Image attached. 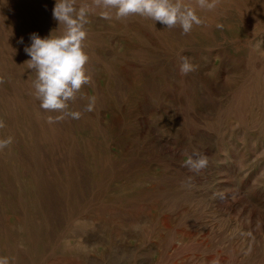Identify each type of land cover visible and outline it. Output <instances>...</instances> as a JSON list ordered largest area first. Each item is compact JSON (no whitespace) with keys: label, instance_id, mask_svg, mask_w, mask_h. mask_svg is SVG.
I'll use <instances>...</instances> for the list:
<instances>
[{"label":"rangeland","instance_id":"rangeland-1","mask_svg":"<svg viewBox=\"0 0 264 264\" xmlns=\"http://www.w3.org/2000/svg\"><path fill=\"white\" fill-rule=\"evenodd\" d=\"M54 4L0 0V138L13 137L0 150V256L264 264V0L197 9L204 23L187 35L96 9L92 81L69 105L81 118L49 124L60 113L40 108L24 48L63 31ZM182 57L195 71L181 75ZM193 150L208 158L198 173L184 166Z\"/></svg>","mask_w":264,"mask_h":264},{"label":"clouds","instance_id":"clouds-1","mask_svg":"<svg viewBox=\"0 0 264 264\" xmlns=\"http://www.w3.org/2000/svg\"><path fill=\"white\" fill-rule=\"evenodd\" d=\"M220 2L221 0H90V3L77 6V0H55L52 17L58 22L59 28L63 25V31L55 36L53 31L43 38L32 33L30 46L24 48L30 57L25 63L35 73L32 86L40 108L49 113H60L48 116L47 122L56 123L66 117L81 118L82 113L69 111V105L77 100L81 89L92 81L86 67L89 56L84 43L90 13L99 9L100 16L108 20L140 16L155 23L160 22L167 29L179 27L187 35L194 26L204 23L197 15V9L214 11ZM20 42H23L22 38ZM192 71H195V66L188 57H182L181 75ZM94 104L95 97H91L84 111H93ZM4 127L5 123L0 119V129ZM12 142L11 136L0 138V150ZM207 164V156L197 150H193L184 161L185 167L197 173L206 168ZM0 264H10L9 258L0 256Z\"/></svg>","mask_w":264,"mask_h":264}]
</instances>
